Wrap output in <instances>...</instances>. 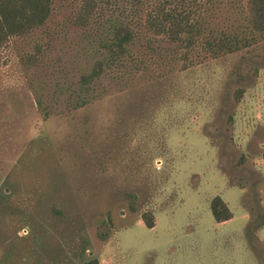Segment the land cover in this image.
Returning <instances> with one entry per match:
<instances>
[{
    "label": "rangeland",
    "instance_id": "rangeland-1",
    "mask_svg": "<svg viewBox=\"0 0 264 264\" xmlns=\"http://www.w3.org/2000/svg\"><path fill=\"white\" fill-rule=\"evenodd\" d=\"M174 9L191 41L151 25ZM116 29L127 50L84 89ZM220 34L249 44L216 55ZM216 196L233 218L215 220ZM93 258L264 264V36L248 0H52L0 49V264Z\"/></svg>",
    "mask_w": 264,
    "mask_h": 264
},
{
    "label": "trees",
    "instance_id": "trees-1",
    "mask_svg": "<svg viewBox=\"0 0 264 264\" xmlns=\"http://www.w3.org/2000/svg\"><path fill=\"white\" fill-rule=\"evenodd\" d=\"M249 21L255 31L264 36V0H248ZM176 13L171 11L163 12V18H155L151 25L157 32L165 33L172 39L182 40V33H189L188 39L194 33V24L189 21L187 13L182 10ZM52 13V0H0V49L13 36L25 35L34 28L43 25ZM129 36H124L120 29H116L111 39L104 41L106 51L98 64L82 78V86L88 89L92 82L103 73L105 68L116 64L121 55L127 50L126 42ZM206 48L218 55L224 52H234L244 44H249L245 37L237 35L220 34L206 40ZM81 101L85 96L80 95ZM211 210L216 221L224 222L233 218V212L228 204L216 196L211 203ZM148 227H154V220L148 214L144 215ZM83 264H100L99 259L93 258Z\"/></svg>",
    "mask_w": 264,
    "mask_h": 264
}]
</instances>
